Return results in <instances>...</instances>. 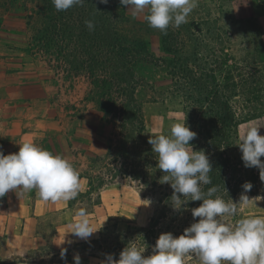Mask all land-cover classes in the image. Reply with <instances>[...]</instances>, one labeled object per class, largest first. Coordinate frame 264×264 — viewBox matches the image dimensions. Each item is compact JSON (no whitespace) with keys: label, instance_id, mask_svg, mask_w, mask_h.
<instances>
[{"label":"rangeland","instance_id":"rangeland-1","mask_svg":"<svg viewBox=\"0 0 264 264\" xmlns=\"http://www.w3.org/2000/svg\"><path fill=\"white\" fill-rule=\"evenodd\" d=\"M239 2L240 0H198V7L188 17V23L182 24L178 28L170 26L166 34L149 27L148 24L144 25V31H148L144 38L149 40L151 45L148 51L140 55L143 61L135 75L132 78L120 76L122 73L131 71V66L134 64L131 57L125 66L120 62L113 64L118 67L116 71L120 69L113 79L114 92L125 88L132 89L133 101L131 102V97L124 98L125 101L122 103L119 101L121 104L118 108L112 109L113 112L110 115L104 111L105 109L101 105V92L93 86V97L98 101V106L102 110L107 125L111 127L112 133L119 137L121 145L127 140L134 124L140 126L143 123L147 132L156 135L169 134L173 122L184 121L183 105L185 100L177 95L172 83L174 68L170 66V62L174 58L175 60L176 58L190 59L191 65L187 66L190 68L189 71H193L199 80L208 81L209 88L216 89L218 87L217 89H219L220 86L222 94L224 93L228 97L225 101H229L230 107L240 116L244 115L248 108L264 107V92L256 95V100L253 99V96L247 95V91L254 86V84L247 83L251 76L259 77L262 82L259 85L260 89H264V0H244L240 4ZM27 3L31 4L28 0H0V9L4 12L3 15H8V24L16 21L19 25L21 22L26 29L24 35L19 33V36L24 38V41L18 44L17 49L19 50L16 52L19 53L26 47L28 39L33 38L40 28L39 19L34 18V21L28 24L26 16L29 14L35 16L37 11H32L31 5H28L29 10L27 11L25 8ZM126 19L127 21L123 25L125 33L138 30L141 26L136 22H145L143 15L133 18L129 9H127ZM165 37L168 40L167 45L173 51H180L178 57L164 52ZM71 40L69 37L67 44L79 45V49L84 50L85 45L82 42ZM100 44L101 42H98L96 48L93 46L92 52L95 49L99 50L94 54L103 60L102 51L106 48ZM110 55L112 53L107 54L108 59L114 58ZM53 63L57 65L56 61ZM114 66H109L110 68L108 65L103 66L99 73H106V70H108L107 73L111 72ZM183 70L185 71V69ZM177 71L183 75L186 73ZM89 72V70L86 71L87 74ZM207 74L212 78L205 79ZM89 80L91 81V79ZM233 83L236 89L232 93L227 92L224 87L231 89ZM198 90L195 97L200 100ZM114 99L117 100L116 96ZM127 100L139 111L135 119L128 118L119 112L122 109L121 105H126ZM252 122L260 126L259 133L264 135V115L245 123L240 127L238 140L235 143V149L238 152H241L238 144L243 130ZM128 152L129 155L131 154L129 159L126 157L120 159L118 157L120 150H118L107 164L103 162L98 168L101 171L99 170L100 172L96 174L98 177L96 184H93L94 191L98 193L108 190L109 200L103 205L105 221L102 226H116L120 233H126L130 224L149 225L157 210L164 208L167 204H172L170 199L164 196V191L152 190L143 180L133 181L120 176L127 174L129 177L135 171L143 174L147 170L146 166L149 163L146 161V155L135 149L132 142H128ZM134 153L136 156H133ZM239 159L243 161L242 152L239 154ZM261 159L264 161V157ZM253 168L254 177L246 179V182H250L253 187L246 195L250 199L260 198L253 200L249 205L240 206V216L264 215V181L260 179V170L256 167ZM249 172V168L245 167L244 163L239 165L235 174L236 184L224 186L218 190L217 195L226 201L232 199L234 202H239L240 195L244 191L242 181H245V174ZM111 178L120 184H105ZM2 200L3 197L0 198V201ZM85 208L87 211L89 210V208ZM103 227L97 225L95 228L97 232L87 240L79 238L72 253L67 254V261H71L77 254L81 257V261L93 258L100 262L104 261L106 255L93 244V240L99 237V231ZM194 264H199V262Z\"/></svg>","mask_w":264,"mask_h":264},{"label":"trees","instance_id":"trees-1","mask_svg":"<svg viewBox=\"0 0 264 264\" xmlns=\"http://www.w3.org/2000/svg\"><path fill=\"white\" fill-rule=\"evenodd\" d=\"M28 1L31 4L27 3L25 5L26 10L28 11V5H31L30 9L37 11L35 16L33 14L26 16L28 24L34 21V18L39 19L40 28L33 38L28 39L26 47L23 48L26 57L45 62L49 67L56 71L65 72L69 77H78L82 74L91 79V84L101 92V105L109 115L113 112L112 109L118 108L125 101L124 98L131 97V102L133 101L132 89L125 88L119 90V92H114L113 79L120 69L116 71L118 67L113 64L120 62L125 66L129 57H131L134 64L131 66V71H128L130 73L125 72L120 76H130L132 78L135 75L143 61L140 55L148 51L151 45V42L144 38V35L148 34V31H144L143 28L144 25L148 24L146 21L136 22L141 27L136 31L131 30L125 33L123 25L127 21L128 6L121 5L120 0H109L107 4L100 3V0H86L83 6H74L66 11H57L52 0ZM87 20L94 22V31H89L86 27L85 21ZM69 37L72 39L71 41L82 42L85 45L84 50H80L79 45L67 44ZM167 41L165 37L164 52L178 57L180 51H173L167 45ZM98 42H101L103 47L106 48V50H101L103 60L94 54L99 50L95 49L92 52L93 46L96 48ZM108 53H112L110 56L114 58L108 59ZM55 61L57 65L53 63ZM106 65L108 67L114 66L113 72L109 71L107 73L108 70H106V73H99L100 68ZM189 65H191V62L188 58L186 60L182 58H176L175 60L174 58L170 62V66L174 68L172 83L177 95L185 100L183 105L184 121L187 122L192 131L197 133V136L189 143L194 151L204 150L212 164L213 171L209 174L212 184L204 186V190L213 185L218 186L219 190L228 184H236L237 177L235 174L238 171V166L244 163L239 159L241 152L235 149L240 127L264 115V107L248 108L244 115L240 116L237 111L230 107L229 101H225L228 97L224 93L222 94L223 91L220 86L219 89H217L218 87L216 89L209 88L210 83L206 80H199L193 71H189ZM87 70L90 71L88 74L86 73ZM177 70L186 73L183 75ZM211 78L209 74L205 76V79ZM248 79L247 83L254 84V86L247 91V95L253 96V99L256 100L257 96L264 92V89H260L259 86L262 82L259 77L251 76ZM224 89L232 93L236 86L233 83L231 89L225 87ZM197 90L200 92V95H198L200 100L195 97ZM114 96L117 100L114 99ZM119 101H121L120 104ZM126 102V105H121L122 109L119 112L128 118L135 119L139 111L135 106H131L130 101L127 100ZM249 103L251 104V101ZM151 135L146 131V126L143 123L140 126L133 125L128 138H126L127 140L119 148L120 154L118 153V157L120 159L122 157L130 158L128 142H132L135 149L146 155V161L149 164L143 174L135 171L129 177L127 174H121L120 176L130 178L133 181L143 180L152 190L164 191V196L171 201L174 190L170 183H162L161 181L164 173L158 168V156L148 143ZM133 156H136V154L134 153ZM253 169V167L249 168L250 172L245 174L243 184L246 179L254 177ZM201 203L202 201H189L179 211L174 210L172 204H167L164 208L157 210L149 225L137 226L130 224L126 233L118 232L116 226L103 227L99 231V237L93 240V244L98 246L105 255L112 254L116 260L120 258V253L132 244L145 248L144 255L149 256L152 254V248L162 233L171 232L178 237L183 234L185 228L194 222H198L199 218L194 220L191 209L199 207ZM197 261L196 258H191L188 264H194Z\"/></svg>","mask_w":264,"mask_h":264},{"label":"clouds","instance_id":"clouds-1","mask_svg":"<svg viewBox=\"0 0 264 264\" xmlns=\"http://www.w3.org/2000/svg\"><path fill=\"white\" fill-rule=\"evenodd\" d=\"M86 0H52L57 11L83 6ZM109 0H100L107 4ZM128 6L133 18L144 16L149 27L167 33L168 28L188 23V17L198 7V0H120ZM89 31L95 30L92 20L85 21ZM260 126L252 122L243 130L238 144L244 166L260 170L264 181V135ZM197 133L185 121L173 122L169 134L150 136L148 143L158 156V168L164 173L162 183H170L173 191L171 203L174 210H181L189 201H202L191 209L192 216L199 218L176 237L162 233L145 256V248L135 244L127 246L116 260L106 254L101 264H188L195 257L199 264H264V215L240 216V206L249 205V192L253 185H242L239 202L226 201L217 195L218 186L211 185L212 164L204 150L194 151L190 145ZM17 153L5 155L0 150V198L9 191L17 196L33 190L45 202H67L78 197L82 190L80 173L65 156L54 154L35 142L26 141ZM183 197V199L181 198ZM238 219H229L236 218ZM94 231L85 207L75 212L70 233L87 240ZM67 249L61 250V258ZM75 264L81 257L74 256Z\"/></svg>","mask_w":264,"mask_h":264},{"label":"crops","instance_id":"crops-1","mask_svg":"<svg viewBox=\"0 0 264 264\" xmlns=\"http://www.w3.org/2000/svg\"><path fill=\"white\" fill-rule=\"evenodd\" d=\"M2 13L0 9V150L17 153L19 144L35 142L67 157L83 187L76 199L58 203L41 200L35 190L19 197L9 191L0 201V264H75L74 258L67 261L79 239L70 233L75 212L89 208L94 231L103 227L108 190L98 193L93 184L100 165L118 152L120 139L107 125L89 78L69 77L16 52L24 41L19 33L26 29L21 22L8 24ZM108 180L105 184H120ZM62 249H67L64 259ZM81 264L101 262L93 258Z\"/></svg>","mask_w":264,"mask_h":264}]
</instances>
